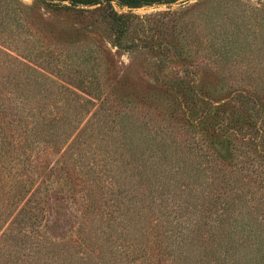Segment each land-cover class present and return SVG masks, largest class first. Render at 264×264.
<instances>
[{"label":"rangeland","instance_id":"374dc122","mask_svg":"<svg viewBox=\"0 0 264 264\" xmlns=\"http://www.w3.org/2000/svg\"><path fill=\"white\" fill-rule=\"evenodd\" d=\"M111 4L146 27L167 20L171 26L167 12H175L172 27L193 50L183 68L196 72L208 88L209 80L214 81L208 63H219L225 87L215 96L231 100L241 91L264 86V0ZM50 6L48 0H10L5 7H19L26 14H21L22 22L0 20V48L15 56L8 49L29 32L60 42L57 31L68 32L72 21ZM180 33L176 38L181 39ZM108 35L89 32L90 38L82 35L71 47L78 50L89 40L93 43L92 36L97 38L105 51H112L117 68L118 62L131 65L124 81L136 80L152 56L111 47ZM156 36L162 43L174 39L160 32ZM210 36L213 40L207 42ZM21 44L27 45L21 49L25 54L39 60L30 51L40 46L39 40ZM227 45L231 49L225 58L203 56L204 50ZM7 60L0 54V63ZM167 65L183 74L182 65ZM2 75L6 72L0 69ZM12 87L18 92L17 82L8 85ZM118 99L107 94L101 103L94 100L62 146L32 144L24 155L0 158V264H177L176 258L186 253L224 254L226 242L236 253L246 255L258 247L264 253V151L247 139L254 130L244 129L242 136L229 131L231 140L221 143L195 135L200 138L196 146L193 132L166 110L173 106L171 96ZM61 104L58 93L54 101L48 98L44 110L56 114ZM111 114L124 115L123 124L111 120Z\"/></svg>","mask_w":264,"mask_h":264},{"label":"trees","instance_id":"16d2710c","mask_svg":"<svg viewBox=\"0 0 264 264\" xmlns=\"http://www.w3.org/2000/svg\"><path fill=\"white\" fill-rule=\"evenodd\" d=\"M116 1L122 6L139 7L156 3H172L177 0ZM111 2L112 0H48L53 10L65 13L72 22L68 32L57 31L62 45L57 41L46 40L40 35L36 38V34L33 35L31 32L27 34L29 38L25 36L19 44L26 39L33 43L40 41V46L30 50L32 56H36L39 60L23 52L24 47H27L24 44H17L15 48L8 49L13 51L15 56L0 48V54L8 57L7 61L0 63V69L6 72V75L0 78V158L9 159V156L15 154L24 155L32 144H45L51 148L62 146L90 113V108L95 105L94 100L101 103L107 94L118 96V101L135 94L146 96L162 93L171 96L170 103L173 106L169 104L166 110L171 111V116L180 126L188 127L193 132L195 139L191 140L196 143V146L200 145V138L195 135L209 138L210 142L221 143L231 140L228 138L232 136V134L228 136L229 131L242 136V130L245 129L244 132L254 130V137L250 136L251 138L247 139L253 140V145L259 151L260 148L264 151V98L262 97L264 86L261 88L255 86L252 91H241L231 100L215 96L225 87L224 80L219 74V63L217 61L208 63L212 70L211 76L214 78V81L209 80L208 88L202 87L204 80L197 78L196 72L183 68L193 50L184 34L178 32L181 39L178 35L176 38L178 33L172 27L175 12H167L172 15L171 26L167 20L158 27L148 25L146 27L144 21H133L136 17L117 12ZM8 3L10 4V0H0V20L9 22L11 17H14L22 22L21 14L26 12L19 7H5ZM94 5L97 6L89 7ZM141 29L144 34L142 38L138 37L137 32ZM93 31L100 37L102 32L109 34L111 47L115 46L123 51L129 49L134 52L148 53L152 56L151 62L145 66L136 80L124 81L125 72L131 65L118 62L120 67L117 68L116 64H113L112 51L108 49L105 51L97 38L92 36L93 43L89 44L91 41L89 40L80 45L78 50H74V46L71 47L72 43L81 40L82 35H86L84 39L90 38L89 32ZM159 32L162 33V37L165 35L173 37V41L162 43L156 40ZM10 34L13 35L12 40H18L15 32ZM65 35L69 38L64 39ZM136 38L139 42L135 41ZM206 40L211 42L213 36ZM230 49L231 47L227 45L223 50L217 48L212 52L204 50L202 53H208V59L210 54L225 58ZM206 53L203 56H207ZM140 56L143 57V54ZM43 61L48 66H44ZM167 63L182 65L180 67L184 69L183 74L180 75L178 71H174ZM131 64L133 65V61ZM59 71L66 72L67 76L59 74ZM134 71L137 73L136 70ZM197 80L200 81V85L199 82L197 84ZM239 81L243 79L240 77ZM12 82H17L18 92L13 87L8 88ZM103 92L104 95H102ZM260 92L261 95H259ZM58 93L62 95V110L56 114L45 112L44 105H48V98L51 97L54 101ZM111 115V120L119 122V125L123 124L124 115ZM209 130H211L210 133L217 134L212 137V134L207 133ZM205 132L206 135H204ZM224 135L226 137L223 138ZM226 243L228 246H224V254L209 256L201 252L186 253L184 256L177 257L176 263L264 264L262 248L258 247L245 255L236 253L231 242ZM229 249L234 252L227 254Z\"/></svg>","mask_w":264,"mask_h":264}]
</instances>
